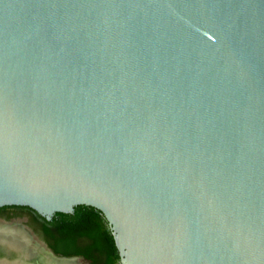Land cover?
<instances>
[{"label": "water", "instance_id": "1", "mask_svg": "<svg viewBox=\"0 0 264 264\" xmlns=\"http://www.w3.org/2000/svg\"><path fill=\"white\" fill-rule=\"evenodd\" d=\"M7 204L98 208L121 264H264V0H0Z\"/></svg>", "mask_w": 264, "mask_h": 264}, {"label": "flooded vegetation", "instance_id": "2", "mask_svg": "<svg viewBox=\"0 0 264 264\" xmlns=\"http://www.w3.org/2000/svg\"><path fill=\"white\" fill-rule=\"evenodd\" d=\"M92 207L94 216H77L71 221L74 225L73 243L76 251L67 255L53 246L60 237L62 216L54 218L53 214L50 218H46L41 214L38 216L24 205H1L0 264L1 261L12 259L20 260V264H104V256L101 255L88 231L103 229L104 233H109L114 240L113 232L105 214L98 208ZM114 245L118 263L121 264L115 241ZM59 257L70 260L60 261Z\"/></svg>", "mask_w": 264, "mask_h": 264}, {"label": "trees", "instance_id": "3", "mask_svg": "<svg viewBox=\"0 0 264 264\" xmlns=\"http://www.w3.org/2000/svg\"><path fill=\"white\" fill-rule=\"evenodd\" d=\"M26 208L32 210L33 212L39 213L29 206ZM93 207L89 205H78L74 207V213L65 212H55L54 218L56 216H62L63 225L59 229L60 237L56 239L53 246L56 250L62 251L64 254H72L74 251V225L72 220L77 216H94L91 209ZM89 236L94 240L95 245L98 247L102 256H104V264H119L117 258V252L114 245V240L109 233H104L103 229H95L88 231Z\"/></svg>", "mask_w": 264, "mask_h": 264}]
</instances>
